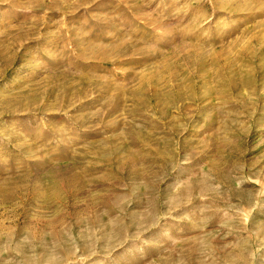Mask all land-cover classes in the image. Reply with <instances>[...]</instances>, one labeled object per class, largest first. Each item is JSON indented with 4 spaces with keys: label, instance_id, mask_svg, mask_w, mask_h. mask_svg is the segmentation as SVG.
Returning <instances> with one entry per match:
<instances>
[{
    "label": "rangeland",
    "instance_id": "obj_1",
    "mask_svg": "<svg viewBox=\"0 0 264 264\" xmlns=\"http://www.w3.org/2000/svg\"><path fill=\"white\" fill-rule=\"evenodd\" d=\"M0 264H264V0H0Z\"/></svg>",
    "mask_w": 264,
    "mask_h": 264
}]
</instances>
